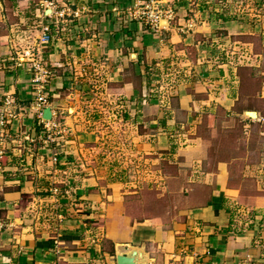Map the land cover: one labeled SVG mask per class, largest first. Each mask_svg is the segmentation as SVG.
<instances>
[{"label": "crops", "instance_id": "obj_1", "mask_svg": "<svg viewBox=\"0 0 264 264\" xmlns=\"http://www.w3.org/2000/svg\"><path fill=\"white\" fill-rule=\"evenodd\" d=\"M136 2L0 0V264H264V175L210 120L264 87V0H163L159 27Z\"/></svg>", "mask_w": 264, "mask_h": 264}, {"label": "rangeland", "instance_id": "obj_2", "mask_svg": "<svg viewBox=\"0 0 264 264\" xmlns=\"http://www.w3.org/2000/svg\"><path fill=\"white\" fill-rule=\"evenodd\" d=\"M252 78L258 87L264 84L262 83L264 79L260 75H253ZM256 90L245 92L243 99L235 105L232 111L216 108L210 115L211 123L216 127L214 140L219 145V149L223 150L226 158H234L233 161L238 169H241L244 164L252 165L250 170L252 176H248L252 182L256 179L260 182L259 180L264 175V87ZM243 110L256 111L257 115L250 117L248 113H243ZM112 145L115 146L114 142ZM124 161L127 165L140 162L143 169L151 163L148 157L138 159L129 156ZM152 191L154 194L150 192L149 197L153 198L158 205L164 203L161 198L162 189L154 187Z\"/></svg>", "mask_w": 264, "mask_h": 264}, {"label": "built area", "instance_id": "obj_3", "mask_svg": "<svg viewBox=\"0 0 264 264\" xmlns=\"http://www.w3.org/2000/svg\"><path fill=\"white\" fill-rule=\"evenodd\" d=\"M162 2L163 0H137V2L134 3L128 10L133 17H137L138 19L144 21L145 24L159 27L162 25L159 20L163 17L162 8L160 7ZM49 4L51 5L53 2H49ZM49 36V27L46 25L42 26L41 41L47 42ZM32 69L34 73L32 82L35 84L34 89L36 90L35 109L41 110V108L48 105V99L46 94L43 92L42 83L50 74V70L45 66L40 58L32 60ZM12 102V97L6 96L4 102L0 105V129H2L4 125L9 122V118L12 116L9 109ZM46 130L50 131V133L52 132L50 127H47Z\"/></svg>", "mask_w": 264, "mask_h": 264}, {"label": "water", "instance_id": "obj_4", "mask_svg": "<svg viewBox=\"0 0 264 264\" xmlns=\"http://www.w3.org/2000/svg\"><path fill=\"white\" fill-rule=\"evenodd\" d=\"M245 113L248 115H250V117H252V115H254V117L256 116V112L251 110H246ZM52 117V111L50 106H45L42 109V118L44 120H50ZM139 252L137 250L131 251L130 253H125V252H117L115 253V258H116V264H139V263H143L145 262L146 259H144L143 257H139Z\"/></svg>", "mask_w": 264, "mask_h": 264}, {"label": "bare ground", "instance_id": "obj_5", "mask_svg": "<svg viewBox=\"0 0 264 264\" xmlns=\"http://www.w3.org/2000/svg\"><path fill=\"white\" fill-rule=\"evenodd\" d=\"M252 116H254V115H252Z\"/></svg>", "mask_w": 264, "mask_h": 264}]
</instances>
